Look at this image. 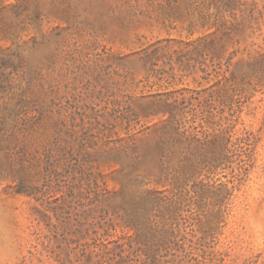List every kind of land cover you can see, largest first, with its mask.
Listing matches in <instances>:
<instances>
[{
	"label": "rangeland",
	"instance_id": "1",
	"mask_svg": "<svg viewBox=\"0 0 264 264\" xmlns=\"http://www.w3.org/2000/svg\"><path fill=\"white\" fill-rule=\"evenodd\" d=\"M4 121L0 264H264V0H0Z\"/></svg>",
	"mask_w": 264,
	"mask_h": 264
},
{
	"label": "trees",
	"instance_id": "2",
	"mask_svg": "<svg viewBox=\"0 0 264 264\" xmlns=\"http://www.w3.org/2000/svg\"><path fill=\"white\" fill-rule=\"evenodd\" d=\"M6 132V129H5V121L4 123L1 124V128H0V133L4 135V133ZM1 144V143H0ZM1 146V145H0ZM141 209L139 208L138 211H136L135 214L139 215L140 216V213H141Z\"/></svg>",
	"mask_w": 264,
	"mask_h": 264
}]
</instances>
